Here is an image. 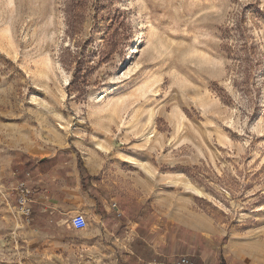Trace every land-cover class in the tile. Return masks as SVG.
<instances>
[{
  "label": "rangeland",
  "instance_id": "obj_1",
  "mask_svg": "<svg viewBox=\"0 0 264 264\" xmlns=\"http://www.w3.org/2000/svg\"><path fill=\"white\" fill-rule=\"evenodd\" d=\"M137 181L167 256L264 264V0H0V264H125L95 212Z\"/></svg>",
  "mask_w": 264,
  "mask_h": 264
},
{
  "label": "crops",
  "instance_id": "obj_2",
  "mask_svg": "<svg viewBox=\"0 0 264 264\" xmlns=\"http://www.w3.org/2000/svg\"><path fill=\"white\" fill-rule=\"evenodd\" d=\"M46 169L50 170L49 173H46ZM58 171L57 163L53 164L52 160L41 159L32 166L27 175L35 176L38 183L42 182L45 177L56 183L60 181L54 178ZM62 172L64 173V178L61 180V186L65 195L63 202L68 203L77 214H80L78 211L86 204L87 193L82 188L79 173L73 163L63 168ZM128 190L129 193L123 197H118L119 199L115 197H111L109 200L103 199L99 210L95 212L99 220L113 226L111 230L118 226L121 227L123 224L126 225L125 236L121 237L120 240L116 239L119 245L125 248V264L168 263L176 260L179 256H187L182 254L167 256L165 253L164 232L161 242L159 241L160 233L154 237V233L151 232L149 228L151 220L150 205L144 202L149 197L148 186L144 182L137 181L134 184H130ZM127 199L131 200L126 201ZM112 201L116 202L115 208L111 205ZM153 220H157L158 223L160 216L157 215L156 218L153 216ZM189 258L199 264H207L201 258Z\"/></svg>",
  "mask_w": 264,
  "mask_h": 264
},
{
  "label": "built area",
  "instance_id": "obj_3",
  "mask_svg": "<svg viewBox=\"0 0 264 264\" xmlns=\"http://www.w3.org/2000/svg\"><path fill=\"white\" fill-rule=\"evenodd\" d=\"M15 191L17 192V200H16V206L18 209L19 215L22 216V218L28 220L31 213V192L28 190L24 184L17 185ZM115 204H112V207L115 208ZM71 227L72 229L76 231H82L87 227V221L82 214H76L71 219ZM152 264H199L192 259H190L187 256H179L176 260L168 263H157L153 262ZM203 264V263H201Z\"/></svg>",
  "mask_w": 264,
  "mask_h": 264
},
{
  "label": "bare ground",
  "instance_id": "obj_4",
  "mask_svg": "<svg viewBox=\"0 0 264 264\" xmlns=\"http://www.w3.org/2000/svg\"><path fill=\"white\" fill-rule=\"evenodd\" d=\"M98 148H101L99 145H97Z\"/></svg>",
  "mask_w": 264,
  "mask_h": 264
}]
</instances>
